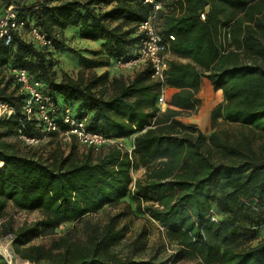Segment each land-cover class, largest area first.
<instances>
[{
  "label": "trees",
  "instance_id": "trees-1",
  "mask_svg": "<svg viewBox=\"0 0 264 264\" xmlns=\"http://www.w3.org/2000/svg\"><path fill=\"white\" fill-rule=\"evenodd\" d=\"M162 1L171 10L158 12L161 32L174 37L171 53L187 61H169V84L175 90L168 100V116L157 119L159 84L150 79L148 65L132 78H117L108 96L96 88L108 79V72L92 71L107 67L108 60L134 57L141 37L137 25L150 12L149 4L143 0H5L6 6L16 4L21 17L52 38L56 49L49 51L13 31L0 39V71L26 67L59 103L69 104L78 118H86L87 129L111 138L132 137L134 144L131 156L124 147L110 144L98 151L85 148L78 158L68 154L50 161L20 154L0 142V213L10 202L19 210H38L42 215L7 229L24 264H148L110 252L121 237L117 214L102 225L86 222L84 239L56 236L55 230L63 222L119 202L129 194L134 164L163 157L160 165L147 170L143 181L137 179L132 198L139 207L140 198L152 202L145 206L148 215L169 233L176 232L185 245L184 255H196L202 264H264V241L243 250L234 247L240 237L264 224V156L254 153L249 137L228 145L217 133L206 139L195 124L175 117L194 109L195 93L205 77L213 90L224 95V117L264 132V0H183L177 6L174 0ZM102 6L106 8L100 10ZM69 27L77 28L81 39L100 40V48L92 53L107 58L78 54L88 72L54 80L46 53L62 48L57 32ZM27 56L34 58V68L27 67L23 59ZM0 100L15 107V115L0 119L4 126L17 134L19 129L36 133L32 124L22 125V95H15L5 83ZM212 148L239 160L214 163L208 153ZM220 205L231 215L229 221L211 219L213 207L217 210ZM40 236H53L49 249L29 243ZM217 241L227 245L221 248ZM0 264H8L1 255Z\"/></svg>",
  "mask_w": 264,
  "mask_h": 264
},
{
  "label": "rangeland",
  "instance_id": "rangeland-1",
  "mask_svg": "<svg viewBox=\"0 0 264 264\" xmlns=\"http://www.w3.org/2000/svg\"><path fill=\"white\" fill-rule=\"evenodd\" d=\"M174 3H176V6L184 4L183 0H174ZM5 6V0H0V13L3 11ZM105 8V6H102L100 10H104ZM163 8L165 11L171 10L168 4H166ZM225 8L227 10L228 7L225 6ZM208 10L209 7H206V11ZM161 21L162 20L158 16L157 28L159 31H162ZM58 32V38L63 44L62 48L55 53L47 52V57H45L46 60L50 62V78L59 80L63 74L76 78L79 71H85L79 63L78 54H82L90 58H100L102 60L107 58L104 53L98 55L93 54L92 52L98 50L99 47L90 48L89 45H84L83 41L78 36L77 28L69 27L60 33ZM25 38L28 39L27 36H25ZM133 52L136 53V48ZM23 59L26 60L27 67L31 64L29 68H34V58L27 56ZM108 62L109 64L107 67H96L92 70L96 74H101L105 71L108 72V79L96 87L98 90L103 91V93L107 96L111 93L113 86L115 84L117 85V78L126 74L127 69H129V71L132 70V68L116 67L114 66V63H110L109 60ZM87 72L88 70L85 71V73ZM0 73L1 79L5 80L8 75L6 68H3ZM225 104L226 100L223 95L222 104L218 105L211 111L210 126L202 130L199 127L197 128L204 134L206 139H208L210 133L215 132L222 140H225L228 145L232 146H235L243 138L249 137L251 139V149L254 150V153L259 156H264V132L224 117L223 110ZM192 111L182 110L175 117L182 121L183 119L181 118L189 113H193ZM213 115L214 118H212ZM166 116H168L166 109L164 111L158 110L156 114L157 119H164ZM213 124L214 126H212ZM1 141L8 144L11 149L20 154L41 156L43 159L47 158L50 161L68 154H72V156H76L77 158L80 155L85 154V147L76 143L67 144L56 138L50 139L46 142H39L36 145H28L18 137V134L12 127L8 128L7 126H4L3 122H0V142ZM206 142L208 143V140ZM122 143L124 146H129L131 145V139L128 138ZM107 147L108 146L104 147L103 150L106 151ZM202 148L205 150L207 149L206 145H203ZM240 149L243 151V147H240ZM208 153L214 163H237L239 160L237 157L224 156L221 151H218L215 148L210 149ZM95 155L96 154H93V157H95ZM165 159L166 158L164 157L158 160L156 159L148 162L146 165H143L140 162L138 164H134L130 170L132 181L129 187V194L126 197L117 203L105 205L96 213L86 215L85 217L77 220L61 223L55 230L56 236L67 235L73 239H84L86 236V222H90V224L94 225H102L109 216L117 214V226L121 229V237L110 248L111 253L120 257L129 256L134 261L148 262V264H202L198 256L184 255L185 245L182 243V239L179 236L177 237L176 232L169 233L164 226H161L159 222L155 221L148 215L145 210V206L152 202H146L140 198L139 207L138 201L132 198L137 179L143 181L146 177L147 170H150L151 167L160 165V163ZM155 205L157 204L155 203ZM213 208L214 214L211 218L212 220L223 222L230 220L229 218L231 215L228 212L223 211L221 209V205L217 210L215 207ZM41 218L42 215L38 210H19L13 207L10 202H8L5 209L0 213V248L10 249L13 264L24 263L20 260V256L15 252V246L13 243L14 236L8 232L7 229H15L22 224L32 223ZM52 239L53 236H40L32 239L29 243L38 245L44 249H49ZM238 240V243L234 246L237 250H243L264 241V224L257 228L255 232H247L245 236L240 237ZM219 243L221 248L227 245V243ZM1 254L6 257L3 252H1ZM6 259L11 264L7 257ZM27 262L28 264H32L29 261Z\"/></svg>",
  "mask_w": 264,
  "mask_h": 264
},
{
  "label": "built area",
  "instance_id": "built-area-1",
  "mask_svg": "<svg viewBox=\"0 0 264 264\" xmlns=\"http://www.w3.org/2000/svg\"><path fill=\"white\" fill-rule=\"evenodd\" d=\"M151 6L145 19L137 25V32L141 34L140 45L134 57L128 60H115L114 66L119 68H133L138 65L150 67V79L159 84L156 105L160 111L168 107L167 90L169 84V61L172 53L170 42L172 35H165L157 28L158 12L163 8L162 0H143ZM204 18V15H201ZM16 31L20 36H27L29 40L49 51L56 49L53 39L30 20L21 17L16 4L6 6L0 13V39ZM224 42V38L222 39ZM8 75L0 82V88L7 83L9 89L15 90V95H22V125L32 124L35 134H27L19 129L18 137L28 145H36L56 138L64 143H76L85 148L98 151L104 145L117 144L124 147L131 156L134 144L124 146L123 138H111L87 129L86 118H78L69 104H61L45 89L43 81L33 77L26 67L14 66L8 69ZM7 81V82H6ZM197 109V105L193 110ZM15 115V107L0 100V119H8ZM214 218V217H213Z\"/></svg>",
  "mask_w": 264,
  "mask_h": 264
},
{
  "label": "crops",
  "instance_id": "crops-1",
  "mask_svg": "<svg viewBox=\"0 0 264 264\" xmlns=\"http://www.w3.org/2000/svg\"><path fill=\"white\" fill-rule=\"evenodd\" d=\"M161 19V18H160ZM84 43V45H89L90 48L92 47H99L101 45L100 40H88V39H81ZM171 59H178L181 62H186V59L177 58L174 55H172ZM143 65H138L132 68V70L129 71V69L126 70V74H124L122 77L124 79L132 78L134 73L141 69ZM173 87H169L167 90V100L170 99L172 93L174 92ZM195 98L198 100L196 103L197 109L191 110L193 113H189L185 116H183L182 121L185 123H193L197 127H199L201 130L209 127L211 124V111L215 109L218 105L222 104L223 101V94L221 90H213L210 81L205 78L201 77L200 85L195 93ZM148 110V108H146ZM190 111V110H188ZM128 138H125L126 140ZM132 141V137L130 138Z\"/></svg>",
  "mask_w": 264,
  "mask_h": 264
},
{
  "label": "bare ground",
  "instance_id": "bare-ground-1",
  "mask_svg": "<svg viewBox=\"0 0 264 264\" xmlns=\"http://www.w3.org/2000/svg\"><path fill=\"white\" fill-rule=\"evenodd\" d=\"M2 165H3V164H2V161H0V167H1ZM4 250H5V252H4ZM0 251L3 252V253L6 255V257L10 260L11 264H13V262H12V254H11L10 249H9V248H3V249L0 248ZM1 252H0V253H1ZM8 262H9V261H8Z\"/></svg>",
  "mask_w": 264,
  "mask_h": 264
},
{
  "label": "water",
  "instance_id": "water-1",
  "mask_svg": "<svg viewBox=\"0 0 264 264\" xmlns=\"http://www.w3.org/2000/svg\"><path fill=\"white\" fill-rule=\"evenodd\" d=\"M0 255L8 262V260L6 259V257L4 255H2L1 253H0ZM8 264H10V263L8 262Z\"/></svg>",
  "mask_w": 264,
  "mask_h": 264
}]
</instances>
